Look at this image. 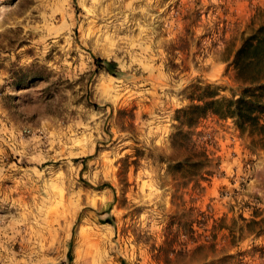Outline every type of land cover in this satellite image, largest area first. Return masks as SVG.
<instances>
[{"label": "rangeland", "instance_id": "374dc122", "mask_svg": "<svg viewBox=\"0 0 264 264\" xmlns=\"http://www.w3.org/2000/svg\"><path fill=\"white\" fill-rule=\"evenodd\" d=\"M260 21L264 0H0V264H264V135L179 119L236 91Z\"/></svg>", "mask_w": 264, "mask_h": 264}, {"label": "trees", "instance_id": "16d2710c", "mask_svg": "<svg viewBox=\"0 0 264 264\" xmlns=\"http://www.w3.org/2000/svg\"><path fill=\"white\" fill-rule=\"evenodd\" d=\"M91 58L94 72L103 71L112 77L120 74L113 61L99 59L93 55ZM230 59L234 80L238 83L236 91L230 90L229 97L217 98L214 91L204 87L195 97V103L180 111V122L190 127L206 117H215L218 120H230L240 132L264 135V21H260L240 37ZM196 165L197 163H193L192 167ZM179 166L180 163L175 164V167ZM257 218V215H251L245 225L247 229L243 231L246 234L244 237L257 238L263 234L262 220ZM239 219L245 221L241 217ZM104 223L110 224V221L105 219ZM250 226L253 228L248 230ZM70 262L69 250L65 264Z\"/></svg>", "mask_w": 264, "mask_h": 264}]
</instances>
